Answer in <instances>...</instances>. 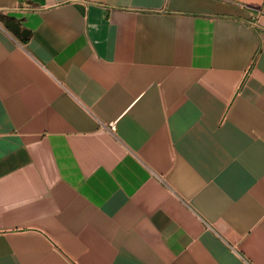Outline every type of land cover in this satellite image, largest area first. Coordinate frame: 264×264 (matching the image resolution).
Instances as JSON below:
<instances>
[{"label":"crops","instance_id":"1","mask_svg":"<svg viewBox=\"0 0 264 264\" xmlns=\"http://www.w3.org/2000/svg\"><path fill=\"white\" fill-rule=\"evenodd\" d=\"M0 264H264V0H0Z\"/></svg>","mask_w":264,"mask_h":264},{"label":"water","instance_id":"2","mask_svg":"<svg viewBox=\"0 0 264 264\" xmlns=\"http://www.w3.org/2000/svg\"><path fill=\"white\" fill-rule=\"evenodd\" d=\"M3 24L7 29H9L13 33H19L21 31L19 23L13 20H5Z\"/></svg>","mask_w":264,"mask_h":264}]
</instances>
